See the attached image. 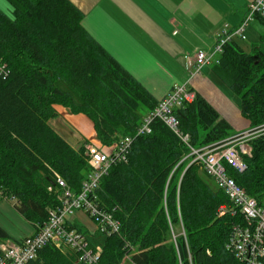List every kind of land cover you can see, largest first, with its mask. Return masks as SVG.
Listing matches in <instances>:
<instances>
[{
  "label": "trees",
  "instance_id": "16d2710c",
  "mask_svg": "<svg viewBox=\"0 0 264 264\" xmlns=\"http://www.w3.org/2000/svg\"><path fill=\"white\" fill-rule=\"evenodd\" d=\"M0 7V191L35 227L58 204L48 187L59 173L79 192L90 167L84 141L68 142L50 120L55 105L83 113L105 145L135 135L159 101L99 44L70 0H6ZM257 19L264 26V18ZM215 74L242 101L252 131L264 125V33L250 52L235 39L225 44ZM189 144L156 119L152 132L135 137L127 161L115 163L96 190L97 202L121 224L105 234L95 264H246L227 247L242 219L221 206L232 203L198 162L200 149L231 138L232 126L200 93L174 110ZM247 169L229 173L248 193L264 198V130L250 140ZM203 170V171H202ZM213 181V180H212ZM214 182V181H213ZM215 184V183H214ZM81 229V226L75 224ZM181 229V231L178 230ZM9 234L0 226V243ZM27 264H82L52 245Z\"/></svg>",
  "mask_w": 264,
  "mask_h": 264
},
{
  "label": "crops",
  "instance_id": "0c3cea01",
  "mask_svg": "<svg viewBox=\"0 0 264 264\" xmlns=\"http://www.w3.org/2000/svg\"><path fill=\"white\" fill-rule=\"evenodd\" d=\"M70 1L84 13L82 24L91 36L158 101L175 84L188 83L231 124V137L253 129L242 114L241 99L215 74L214 63L193 77L186 68V58H193L200 49H211L226 24L234 28L243 21L252 0ZM235 40L242 46L239 37ZM243 49L250 52L252 47ZM55 109L58 116L50 124L74 147L98 139L87 115L72 113L60 104ZM71 220L87 236L98 233L84 211H76ZM0 226L11 240L33 235L37 230L1 191Z\"/></svg>",
  "mask_w": 264,
  "mask_h": 264
},
{
  "label": "built area",
  "instance_id": "2783aa9c",
  "mask_svg": "<svg viewBox=\"0 0 264 264\" xmlns=\"http://www.w3.org/2000/svg\"><path fill=\"white\" fill-rule=\"evenodd\" d=\"M258 16L264 18V0L250 1L243 21L234 28L226 24L217 34L215 45L211 49H200L193 58H186V68L191 76L200 73L204 66L217 63L225 44L235 37L247 39L246 30ZM5 70L6 64L0 61V72ZM196 96L197 92L188 83L175 84L159 100L157 107L145 116L135 135L125 136L112 145H105L99 139L88 143L85 155L90 172L81 190L75 192L55 172L56 182L48 189L56 194L58 204L49 209L47 220L36 226V233L19 240L7 239L0 243V264H27L37 259L39 252L48 245L71 251L78 263H97L102 256L103 247L92 243L86 232L74 225L72 214L76 210L84 211L95 223L97 232L120 234L119 220L97 202L96 190L102 178L115 163L128 160L135 137L151 133L156 119L163 121L189 144L190 136L181 131L180 121L174 110L194 102ZM252 130L224 142L200 149L192 148L191 155L192 162L200 163L215 185L228 195L232 204L222 205L221 214L230 211L232 215L242 219L233 226L227 247L246 264H264V198L260 200L251 196L229 173V167L238 172L247 169V158L253 153L249 138L263 131L264 125L257 131Z\"/></svg>",
  "mask_w": 264,
  "mask_h": 264
},
{
  "label": "rangeland",
  "instance_id": "374dc122",
  "mask_svg": "<svg viewBox=\"0 0 264 264\" xmlns=\"http://www.w3.org/2000/svg\"><path fill=\"white\" fill-rule=\"evenodd\" d=\"M0 7H2L6 12H8L9 14H11L12 7L10 6V4L6 0H0ZM261 33H264V26H263V24L260 23L259 21H256V22L253 21L248 26V28L246 30L247 39L239 38L240 44L244 48H246L247 50H250V48L253 46L254 43H256V42L260 43L259 40H260V34ZM256 135H257V133L251 135L249 139L251 140ZM191 149H192V147H191ZM191 152H192V150H191ZM188 157H189L188 160H192L193 159L191 153L188 155ZM202 169L205 170L203 168V166H202ZM201 173L203 174V176L205 177L206 180H208L214 187H216V185L214 184V182L212 181V179L208 178L207 175H205L204 172H201ZM76 211H78V210H76ZM76 211H74V213ZM178 230L181 231L180 228H178ZM88 238H89V240L92 243H94L96 245H101L102 247L104 246L105 241H106V235L104 233H102V232H98L96 234H89L88 235ZM126 264H128V262Z\"/></svg>",
  "mask_w": 264,
  "mask_h": 264
},
{
  "label": "bare ground",
  "instance_id": "6f19581e",
  "mask_svg": "<svg viewBox=\"0 0 264 264\" xmlns=\"http://www.w3.org/2000/svg\"><path fill=\"white\" fill-rule=\"evenodd\" d=\"M149 135V134H148Z\"/></svg>",
  "mask_w": 264,
  "mask_h": 264
}]
</instances>
